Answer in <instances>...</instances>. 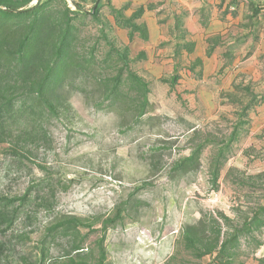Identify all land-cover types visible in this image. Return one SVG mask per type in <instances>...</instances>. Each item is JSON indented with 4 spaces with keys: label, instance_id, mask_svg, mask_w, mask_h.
<instances>
[{
    "label": "rangeland",
    "instance_id": "obj_1",
    "mask_svg": "<svg viewBox=\"0 0 264 264\" xmlns=\"http://www.w3.org/2000/svg\"><path fill=\"white\" fill-rule=\"evenodd\" d=\"M97 1L0 0V264H264V0Z\"/></svg>",
    "mask_w": 264,
    "mask_h": 264
},
{
    "label": "crops",
    "instance_id": "obj_2",
    "mask_svg": "<svg viewBox=\"0 0 264 264\" xmlns=\"http://www.w3.org/2000/svg\"><path fill=\"white\" fill-rule=\"evenodd\" d=\"M203 1L204 0H164L162 4V9H163L162 15L165 20H148V24H146L148 28V32H150L151 33L150 35H152L153 46L154 47L156 46L158 38L159 39L163 38L167 42L172 41L173 37L170 36L171 29L175 28V25L180 22H181V25L183 23V27L182 26L181 27L184 30V34H185L182 40L190 41L194 43L195 45H197L196 42L200 38V30H201L200 22L198 20V14L200 12V9L202 8ZM209 2L218 3L219 1L218 0H208V3ZM175 18L177 20H174ZM220 27H222V29L224 30L225 20H210L209 25L203 27V34L205 35V33L207 32L214 33V30L219 29ZM163 35H166L167 37H164ZM157 55H159L157 57L164 56L162 51H159ZM173 56L174 55L172 54L171 58H173ZM148 61H149L148 62L149 65L153 62L152 59ZM157 65L158 64H155L154 66H157ZM187 83L192 84V83H195V81L194 80H190L189 82L183 81L184 86ZM260 133H261L260 130H255L253 132H250V135L251 137H253V136H257V134H260ZM250 142H253L252 139ZM234 237L235 236H233V238ZM231 240L233 241V239Z\"/></svg>",
    "mask_w": 264,
    "mask_h": 264
},
{
    "label": "built area",
    "instance_id": "obj_3",
    "mask_svg": "<svg viewBox=\"0 0 264 264\" xmlns=\"http://www.w3.org/2000/svg\"><path fill=\"white\" fill-rule=\"evenodd\" d=\"M228 1V3H229V5H234V4H236V3H238V2H246L247 0H227ZM232 8V10H234V7H231Z\"/></svg>",
    "mask_w": 264,
    "mask_h": 264
},
{
    "label": "trees",
    "instance_id": "obj_4",
    "mask_svg": "<svg viewBox=\"0 0 264 264\" xmlns=\"http://www.w3.org/2000/svg\"><path fill=\"white\" fill-rule=\"evenodd\" d=\"M78 8L81 9L80 6H78ZM96 13H97V10L94 11V14H96ZM3 62H4L5 64H6V63H9L8 61L5 62V60L2 58V64H3ZM1 119L4 120V115H3V114H2V117L0 116V120H1Z\"/></svg>",
    "mask_w": 264,
    "mask_h": 264
},
{
    "label": "water",
    "instance_id": "obj_5",
    "mask_svg": "<svg viewBox=\"0 0 264 264\" xmlns=\"http://www.w3.org/2000/svg\"><path fill=\"white\" fill-rule=\"evenodd\" d=\"M100 0L97 1V3L99 4Z\"/></svg>",
    "mask_w": 264,
    "mask_h": 264
}]
</instances>
